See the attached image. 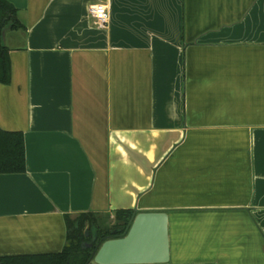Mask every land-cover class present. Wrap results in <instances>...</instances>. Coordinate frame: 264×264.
<instances>
[{
	"label": "crops",
	"instance_id": "crops-1",
	"mask_svg": "<svg viewBox=\"0 0 264 264\" xmlns=\"http://www.w3.org/2000/svg\"><path fill=\"white\" fill-rule=\"evenodd\" d=\"M7 2L0 130L25 172L0 174V258L131 211L167 214V264H264V0Z\"/></svg>",
	"mask_w": 264,
	"mask_h": 264
},
{
	"label": "trees",
	"instance_id": "trees-1",
	"mask_svg": "<svg viewBox=\"0 0 264 264\" xmlns=\"http://www.w3.org/2000/svg\"><path fill=\"white\" fill-rule=\"evenodd\" d=\"M8 26L10 31L23 29L18 19V11L7 0H0V84L4 85L10 80V61L8 49L1 40V33ZM23 172V135L0 130V174ZM131 217V211H117L114 224L107 226L105 222H100L101 217L93 213L81 214L74 218L67 216L66 244L60 253L35 258L4 257L0 258V264H90L92 253L99 243L107 239L121 238L126 234Z\"/></svg>",
	"mask_w": 264,
	"mask_h": 264
},
{
	"label": "water",
	"instance_id": "water-1",
	"mask_svg": "<svg viewBox=\"0 0 264 264\" xmlns=\"http://www.w3.org/2000/svg\"><path fill=\"white\" fill-rule=\"evenodd\" d=\"M9 31L8 26L1 33L3 44ZM169 260L168 216L164 212L134 213L126 234L99 243L90 259L94 264H167Z\"/></svg>",
	"mask_w": 264,
	"mask_h": 264
},
{
	"label": "built area",
	"instance_id": "built-area-1",
	"mask_svg": "<svg viewBox=\"0 0 264 264\" xmlns=\"http://www.w3.org/2000/svg\"><path fill=\"white\" fill-rule=\"evenodd\" d=\"M89 14L100 28L107 26L109 21V13L105 5L93 4L89 6Z\"/></svg>",
	"mask_w": 264,
	"mask_h": 264
},
{
	"label": "rangeland",
	"instance_id": "rangeland-1",
	"mask_svg": "<svg viewBox=\"0 0 264 264\" xmlns=\"http://www.w3.org/2000/svg\"><path fill=\"white\" fill-rule=\"evenodd\" d=\"M100 219L102 220L100 222H105V225H107V226H112L114 224V222H112V220L107 219L106 217H101Z\"/></svg>",
	"mask_w": 264,
	"mask_h": 264
}]
</instances>
